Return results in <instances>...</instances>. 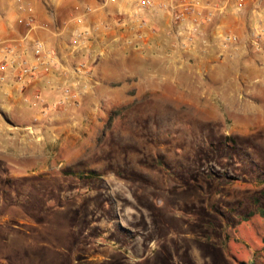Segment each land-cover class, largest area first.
Segmentation results:
<instances>
[{"label":"rangeland","instance_id":"rangeland-1","mask_svg":"<svg viewBox=\"0 0 264 264\" xmlns=\"http://www.w3.org/2000/svg\"><path fill=\"white\" fill-rule=\"evenodd\" d=\"M130 69L7 120L0 264H264V71Z\"/></svg>","mask_w":264,"mask_h":264},{"label":"crops","instance_id":"crops-1","mask_svg":"<svg viewBox=\"0 0 264 264\" xmlns=\"http://www.w3.org/2000/svg\"><path fill=\"white\" fill-rule=\"evenodd\" d=\"M154 2L155 9L135 12L129 0H0V64L6 62L9 66L7 81L0 83V106L6 104L0 110L2 135L10 129L6 126L8 119L27 120L24 116L31 114L33 107L38 120L43 117L42 111L49 115L61 112L63 106H68L64 104V92L69 88L80 103L81 96L99 84L94 78L98 68H117L120 64L132 71L140 68L151 77L161 72L159 68L176 72L189 68V73L201 76L203 81L210 72H219L220 88L225 90L229 68H238V76L243 70L246 74L264 71V36L256 34L264 26V0L247 1L242 10L237 9L235 0ZM173 3L196 4L199 14L214 9L219 12L193 32L190 19L177 24L170 12L160 9L162 4ZM88 7L92 12L86 14ZM30 9L36 20L33 32L21 23L30 15ZM80 17L84 18L82 23L76 21ZM82 30L90 32L85 43L76 38ZM34 39L56 53L61 63L57 68L45 63L34 78L19 84L14 79L13 63L33 61ZM11 47L16 49L14 55L8 53ZM80 63L86 65L87 83L72 88L76 82L74 69ZM247 79L245 76L244 82ZM148 84L145 91L158 89L157 95L163 92L162 85L156 88Z\"/></svg>","mask_w":264,"mask_h":264},{"label":"built area","instance_id":"built-area-1","mask_svg":"<svg viewBox=\"0 0 264 264\" xmlns=\"http://www.w3.org/2000/svg\"><path fill=\"white\" fill-rule=\"evenodd\" d=\"M116 0H109L110 3H114ZM131 5L133 6L135 12H145L149 10H153L156 8V4L154 0H129ZM249 1L255 3L256 0H235L236 6L238 10H242L245 6V3ZM198 6L196 4H187L183 6H178L175 3L173 4H162L160 9L168 11L171 13L173 21L177 24H181L186 20L190 19V27L191 31L197 32L201 27V24L211 22L216 13L219 12V9L209 10L206 13L199 14ZM92 12V8L88 7L86 9V14ZM30 15L26 19H22L21 23L26 26L29 32H33L36 28V20L33 16L32 9L29 10ZM195 18V19H191ZM76 21L78 23H82L84 18H77ZM257 36H264V26L259 31H256ZM90 32L87 30H82L76 34V38L79 42L85 43L89 40ZM28 37L26 36L25 39ZM230 41L231 38H228ZM233 41H236L235 38H232ZM32 51H33V61L23 59L18 63H13V71H14V79L15 82L19 84H23L26 79H32L38 74L39 67L46 64H50L54 68H57L60 62V57L48 50L45 44L38 40H32ZM16 49L11 47L8 49V53L14 55ZM85 63H80L78 67H75L74 73L76 75V82L72 88L80 86L82 83H87L84 76H87ZM9 71L8 63L4 62L0 64V83H5L7 81L6 73ZM69 88L64 92V95H67L65 103L68 106L77 103L76 93H73Z\"/></svg>","mask_w":264,"mask_h":264}]
</instances>
